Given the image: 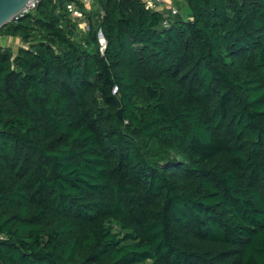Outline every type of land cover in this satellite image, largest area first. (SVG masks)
<instances>
[{
    "label": "trees",
    "instance_id": "trees-1",
    "mask_svg": "<svg viewBox=\"0 0 264 264\" xmlns=\"http://www.w3.org/2000/svg\"><path fill=\"white\" fill-rule=\"evenodd\" d=\"M71 1L0 28V264H264V0Z\"/></svg>",
    "mask_w": 264,
    "mask_h": 264
},
{
    "label": "built area",
    "instance_id": "built-area-1",
    "mask_svg": "<svg viewBox=\"0 0 264 264\" xmlns=\"http://www.w3.org/2000/svg\"><path fill=\"white\" fill-rule=\"evenodd\" d=\"M41 1L42 0H28L23 6V8H21L17 13L11 16L8 23L17 22L20 18L35 11V9L37 8V6L40 4ZM91 1L92 0H72L70 3L66 5V10L70 14V16L78 19V21L83 24V27L81 28L79 25V28L83 32H86L89 27L87 21H84L85 19V15L83 14L84 12L78 8L77 4L82 3V5L85 6L91 4L92 3ZM140 2L144 5L146 9L155 12H165L168 18L176 17L179 15V10H177L174 4V0H140ZM102 13L103 12L100 11V15H103ZM168 18L163 21L164 27H169L171 24V20ZM0 41H1V35H0ZM98 42L101 46L100 51H102L103 48L105 47V40L101 32L98 33ZM1 240L2 237L0 236V241Z\"/></svg>",
    "mask_w": 264,
    "mask_h": 264
},
{
    "label": "water",
    "instance_id": "water-1",
    "mask_svg": "<svg viewBox=\"0 0 264 264\" xmlns=\"http://www.w3.org/2000/svg\"><path fill=\"white\" fill-rule=\"evenodd\" d=\"M28 0H0V28L8 23L11 16L17 13ZM117 116L121 118V110L117 111Z\"/></svg>",
    "mask_w": 264,
    "mask_h": 264
},
{
    "label": "crops",
    "instance_id": "crops-1",
    "mask_svg": "<svg viewBox=\"0 0 264 264\" xmlns=\"http://www.w3.org/2000/svg\"><path fill=\"white\" fill-rule=\"evenodd\" d=\"M174 1L177 2L178 5H181L182 7H185V9H187L186 4L182 0H174ZM181 14H182V16H184L183 17L184 19H188L189 12L183 11ZM19 44H21V43H20V40L18 38H12V37H6V36L2 37L1 36V41H0L1 47H8V48L12 49L13 47L11 48V46H15V45L21 46Z\"/></svg>",
    "mask_w": 264,
    "mask_h": 264
},
{
    "label": "rangeland",
    "instance_id": "rangeland-1",
    "mask_svg": "<svg viewBox=\"0 0 264 264\" xmlns=\"http://www.w3.org/2000/svg\"><path fill=\"white\" fill-rule=\"evenodd\" d=\"M93 1L94 0H92L91 2L93 3ZM175 2V1H174ZM89 4V5H83V7H84V9L86 10V11H92V13L94 14V13H96V7L93 5V4ZM175 4V6H176V8H177V10H179V14L182 16V12L183 11H186V12H189V10H188V8L187 9H185V7H182L181 5H178V3L177 2H175L174 3ZM184 17V16H183ZM84 21H87L86 19H84ZM81 23V22H80ZM79 23V25H80V28L81 27H83V24L81 23L80 24ZM6 25V24H5ZM21 43V42H20ZM19 45H22V44H19ZM13 47V48H12ZM19 46L17 45H15V46H11V48L13 49V51H15L17 48H18Z\"/></svg>",
    "mask_w": 264,
    "mask_h": 264
}]
</instances>
